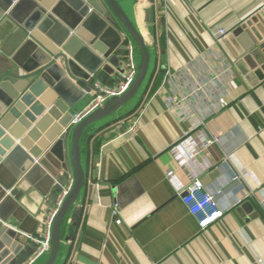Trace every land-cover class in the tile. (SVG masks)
I'll return each mask as SVG.
<instances>
[{
	"label": "crops",
	"instance_id": "0c3cea01",
	"mask_svg": "<svg viewBox=\"0 0 264 264\" xmlns=\"http://www.w3.org/2000/svg\"><path fill=\"white\" fill-rule=\"evenodd\" d=\"M117 1L145 39L149 75L135 97L82 137L85 184L64 217L56 264H264V80L251 85L223 42L264 0ZM11 28L0 23V71L19 45ZM99 74L94 82L109 88L122 79L109 66ZM170 96L177 103L169 105ZM203 133L219 139L204 146ZM68 170L65 187L73 180ZM169 170L182 187L196 172L206 189H221L224 215L202 230ZM32 195L5 204L24 262L57 204Z\"/></svg>",
	"mask_w": 264,
	"mask_h": 264
},
{
	"label": "water",
	"instance_id": "95a60500",
	"mask_svg": "<svg viewBox=\"0 0 264 264\" xmlns=\"http://www.w3.org/2000/svg\"><path fill=\"white\" fill-rule=\"evenodd\" d=\"M0 23L11 25V37L19 43L0 71V264L26 260L13 243L20 235L8 226L5 204L10 199L23 203L27 195L36 197L35 191L47 195L45 205L51 207L69 180L70 164V190L51 222V247L40 263L56 264L64 217L85 184L82 137L137 95L149 75L150 54L117 0H0ZM120 27L134 47L133 81L70 125L91 93L105 95L94 85L100 69L126 71L119 62L127 40ZM223 42L251 85L264 80L263 7L231 28Z\"/></svg>",
	"mask_w": 264,
	"mask_h": 264
},
{
	"label": "built area",
	"instance_id": "2783aa9c",
	"mask_svg": "<svg viewBox=\"0 0 264 264\" xmlns=\"http://www.w3.org/2000/svg\"><path fill=\"white\" fill-rule=\"evenodd\" d=\"M220 36L223 37L227 35L225 30H221L219 32ZM125 58H126V71L122 73V79L120 80L119 84L114 88H109L107 86L101 85L100 83L95 82V87L101 90L105 95L99 94L95 98H93L85 108H83L80 112H77L71 119L70 125H75L80 122V120L86 116L90 111L97 108L99 104L105 101L108 97L118 95L122 91H124L129 84L133 81L136 72V65L134 59V47L130 40H126V49H125ZM168 104L173 105L177 103V99L175 97L168 98ZM197 125L202 126L204 125V120H199ZM219 139L218 136L213 137L212 139H208L205 134L203 133L201 137V143L206 146L208 144L213 143ZM192 174L189 180V183L182 187L178 184L177 180L175 179V171L169 170L166 173L167 178L176 183V186L181 188V198L183 203L188 207L189 212L197 219V223L202 230H205L212 224H214L215 220L222 217L225 211L219 206L217 202V195L221 192V189H217L214 192L210 191L205 188L202 184L199 174ZM234 178L238 177V174L233 175ZM72 181L64 188L60 198L57 201L55 209L48 215L47 220L44 225V230L41 236V239L38 240L37 249L33 253V255L23 264H31L34 260L39 258L40 256L44 255L50 249V232H51V222L58 210V206L63 200V197L68 193L70 190ZM112 210V213L115 215L117 211V206ZM118 221V220H117Z\"/></svg>",
	"mask_w": 264,
	"mask_h": 264
}]
</instances>
